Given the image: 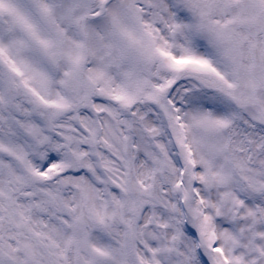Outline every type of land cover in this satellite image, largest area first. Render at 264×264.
Segmentation results:
<instances>
[{
  "label": "snow or ice",
  "instance_id": "snow-or-ice-1",
  "mask_svg": "<svg viewBox=\"0 0 264 264\" xmlns=\"http://www.w3.org/2000/svg\"><path fill=\"white\" fill-rule=\"evenodd\" d=\"M0 264H264V0H0Z\"/></svg>",
  "mask_w": 264,
  "mask_h": 264
}]
</instances>
